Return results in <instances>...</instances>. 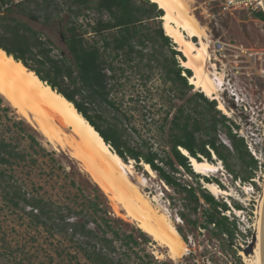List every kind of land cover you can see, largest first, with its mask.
I'll return each mask as SVG.
<instances>
[{
	"label": "trees",
	"instance_id": "obj_1",
	"mask_svg": "<svg viewBox=\"0 0 264 264\" xmlns=\"http://www.w3.org/2000/svg\"><path fill=\"white\" fill-rule=\"evenodd\" d=\"M92 10L98 18L92 24H85L93 35L87 39L88 32L82 29L78 17ZM61 13H66L67 19L62 20ZM104 14L107 18H103ZM162 14L163 11L148 0H17L15 3L14 0H0V49L70 102L123 162L131 160L136 167L140 166L137 163L147 164L166 186L191 202L192 213L203 205L200 200L209 207L202 213L204 222L201 225L181 212L179 219L193 227L211 229L217 238L232 240L237 232L235 219L229 221L222 214L230 210L229 205L214 200L201 188L197 180L199 174L192 171L188 157L180 149L197 162L214 163V155L234 182L254 187V175L264 162V147L260 163L261 160L248 151L244 138L232 132L238 125L220 114L215 100L207 99L201 92L191 93L192 86L187 81L191 72L182 68L176 59L184 60L163 32ZM32 22L56 33L60 47H56L42 30L34 29ZM150 22L156 23L154 30H151ZM164 48L168 50L169 58L162 54ZM117 60L133 63L140 79H149L152 68H158L164 82L169 83L174 92L172 97L181 101L188 96L174 107L170 118L165 112L156 121L154 133L165 136L163 144L169 150L168 155L163 150H155L152 144L141 142L133 146L129 142L128 120L116 98L122 88L119 79L125 72L115 65ZM143 67L147 69L146 77L140 72ZM2 111L5 113L7 108ZM149 122L155 123L152 119ZM221 129L228 143L218 140L217 132ZM28 137L33 145H37L32 136ZM16 149V144L0 136V166L25 163L27 154ZM43 151L38 146L34 152ZM231 160H236L239 170H235ZM179 168L195 179L194 185L178 182L175 174H179ZM203 179L208 183L206 178ZM11 181L5 168H0L1 196L34 227L63 235L88 264H143L144 259L145 264H165L139 248L141 243L149 242L145 234L140 232L139 243L132 232L121 230V225L126 223L105 217L95 200L81 202L75 207L54 204ZM216 185L224 189L220 182L216 181ZM230 206L238 211L243 209L234 202ZM176 230L187 242L180 229Z\"/></svg>",
	"mask_w": 264,
	"mask_h": 264
},
{
	"label": "rangeland",
	"instance_id": "obj_2",
	"mask_svg": "<svg viewBox=\"0 0 264 264\" xmlns=\"http://www.w3.org/2000/svg\"><path fill=\"white\" fill-rule=\"evenodd\" d=\"M15 2L17 0H14ZM136 2L138 3V1ZM204 2L206 3L204 4ZM190 10L203 27L204 32L205 27H207L211 32L223 35V38L242 44L245 47L264 48V15L262 13L253 14V20H250L242 12H234L233 16L217 17V13H220L221 10L217 2L210 3L209 0H194L190 4ZM207 14L210 17H207ZM60 18L62 20L67 19L66 13H61ZM97 18L98 15L94 10L83 12V15L78 17V23L82 25L83 30L88 32L85 35L87 39L93 38V35L89 33L90 30L85 27V24L87 22L92 24ZM103 18H107V16L104 14ZM254 20H257L258 23ZM31 26L36 30H42L53 40L56 47H60L59 37L56 33L47 31L40 23L32 22ZM149 26L151 30H154L156 23L150 22ZM194 42L197 43V38H194ZM173 49L180 52L183 59H185L175 45ZM162 54L164 57L169 58L168 50L165 48ZM176 59L181 60L180 58ZM121 61L117 60L116 64L114 63L125 70L124 75L119 79L122 88L119 89L116 98L119 99L121 111L128 120L126 134L129 142L133 146L146 142L152 144L155 150H163L168 155L169 150L163 144L165 136L154 133L156 121L162 118L165 112H168V118H170L174 113V107L185 101L188 96L181 101L172 97L174 92L171 91L169 83L164 82L163 73L158 68H152L149 72V79H140L135 69H133V63L124 64ZM142 64L145 65V62ZM152 67H154L153 64ZM146 71L147 69L143 67L140 72L146 77ZM188 84L190 85L189 81ZM234 89L243 100L241 103L239 100L238 105L234 104L233 101H228L230 98L227 93L221 92L220 94L221 99L228 107L226 108L230 111V114L226 117L238 125V128L235 129L237 136L244 137V143H247L248 146L251 143V147L258 157V154L263 152L264 147V82L255 80L248 83L246 79L240 78L236 80ZM194 92L199 91L194 90L192 86L191 93ZM215 102L217 105V101ZM191 104L193 105V103ZM2 108H7V111L4 113ZM150 119L155 123L149 122ZM17 122H20L21 125H16ZM223 132L224 130H219L217 138L220 142L228 143ZM0 136L16 144V150L27 154L25 163L6 167L0 166L2 169L5 168L6 174L12 177L11 183L15 182L14 185L23 187L30 194L33 190V193L37 196L54 204H72L75 207L76 204L81 202L95 200L105 212V217L117 218L126 223L127 225H121V230L127 233L132 232L140 243L141 231L132 221L116 216L108 197L92 182L80 163L71 159L66 153H58L46 146L41 137L23 120L19 119L1 98ZM28 136H32L37 145H33ZM38 146L42 147L44 151L35 153L34 151L38 150ZM214 160V163H216V159ZM230 162L232 165L235 164V170H239L236 160ZM126 163H130L133 167L134 174L131 180L137 183L138 176L143 174L147 178V183L144 184L143 179L142 192L147 197L155 195L158 198L160 195V178L156 175L154 179H151L140 163H137V165H140L138 167L135 166L136 164L133 161L128 160ZM263 163L254 175L252 191L249 187L244 188V186H249L248 184L234 182L223 166V172L216 175L208 174V178H206L208 182L215 184L216 181L220 182L223 188L231 194L228 200L224 197L214 198L205 189L214 200L226 204L234 202L243 208L239 210V218L233 215L231 210L230 213L224 211L222 213L228 217L229 221L235 219L237 232L232 240L215 237L212 235L211 229H200L197 226L193 227L187 224L182 219L179 221L177 216L181 212L189 220H196L201 225L204 222L202 213L209 207L200 200L199 202L203 205L198 208L196 213H192L191 202L183 194L177 193L167 186L168 191L162 188L166 199L160 200L158 198L159 203H152V205L158 210L161 208L160 210L165 212L175 227L180 229L182 235L186 238L187 250L181 258L171 261L167 258L166 249L157 246L149 237H147L149 242L141 243L139 248L150 254L154 260L165 264H244L238 253L241 250L247 254L246 251L253 235H255L258 205L264 185ZM165 170L168 171L167 168ZM202 176L205 175H197V180L201 188H204L203 185L206 181ZM175 177L181 184L194 185L195 183V179L185 174L180 168L179 174H175ZM202 179L204 182H202ZM74 255L76 259H72ZM133 260L136 261V258H133ZM145 262L146 259L143 260V264ZM0 264H88V262L81 254L76 253L73 244L63 235L56 232L50 233L42 227H34L29 219L14 209L0 193Z\"/></svg>",
	"mask_w": 264,
	"mask_h": 264
},
{
	"label": "bare ground",
	"instance_id": "obj_3",
	"mask_svg": "<svg viewBox=\"0 0 264 264\" xmlns=\"http://www.w3.org/2000/svg\"><path fill=\"white\" fill-rule=\"evenodd\" d=\"M148 1L163 11V32L185 57L180 60V65L191 71L192 74L188 78L190 85L205 97L218 101L217 110L228 116L230 111L222 102V91L206 71L207 37L203 27L191 13L190 4L194 0ZM192 38H197V43L192 41ZM0 98L19 119L41 137L46 146L58 153L64 152L80 163L92 182L108 197L116 216L135 223L153 243L166 249L169 260L176 261L184 255L187 250L186 242L177 232L174 223L160 210L161 208L158 210L152 205L159 203L157 196L147 197L142 192L144 177L138 176L137 183H134L131 180L134 174L131 164L123 162L110 150L73 105L1 49ZM180 151L188 157L194 173L208 176L224 171L217 159L216 163L204 160L197 162L188 156L185 150ZM213 158L215 159L214 156ZM142 165L144 171L154 179L155 173L147 164ZM203 186L214 198L224 197L228 200L231 197L227 189H221L215 183L204 182ZM263 205L264 185L258 205L251 252L245 254L240 250L238 253L244 264H262L260 231Z\"/></svg>",
	"mask_w": 264,
	"mask_h": 264
},
{
	"label": "built area",
	"instance_id": "obj_4",
	"mask_svg": "<svg viewBox=\"0 0 264 264\" xmlns=\"http://www.w3.org/2000/svg\"><path fill=\"white\" fill-rule=\"evenodd\" d=\"M209 2H217L219 9L221 10L220 13H217V17H224L226 15L233 16L234 12H242L246 14L250 20H253V14H264L262 0H209ZM205 3L206 2H204V4ZM207 17H210V15L207 14ZM254 22L258 23L257 20H254ZM205 33L208 45L206 71L209 73L211 79L219 90L221 89L222 92L227 93L233 103L238 105L239 100L240 103L243 100L240 98V94L234 89L236 80L243 78L246 79L248 83H252L255 80L264 82V48L253 49L245 47L242 44L223 38V35L211 32L207 27H205ZM220 78H222L221 82ZM208 99L211 100L210 98ZM222 102L227 107L223 100ZM232 131L233 133H236L235 128H232ZM249 144L250 146L246 143L248 151L255 159L260 161L261 155L258 154L257 157L255 151L251 147V143ZM141 176H143V174ZM146 183L147 178L144 177V184ZM248 185L252 191L253 187L250 184ZM159 186L160 195L158 198L160 200L163 198L166 199L162 188L168 191V187L162 180H159ZM229 208L234 212V209L231 206H229ZM226 213H230V210L226 211ZM177 219L180 221L178 216Z\"/></svg>",
	"mask_w": 264,
	"mask_h": 264
},
{
	"label": "water",
	"instance_id": "obj_5",
	"mask_svg": "<svg viewBox=\"0 0 264 264\" xmlns=\"http://www.w3.org/2000/svg\"><path fill=\"white\" fill-rule=\"evenodd\" d=\"M263 1V5H264V0ZM8 56V55H7ZM18 62V61H17ZM48 86V85H47ZM64 98V97H63ZM65 99V98H64ZM66 100V99H65ZM229 102H231L232 100L229 99ZM70 103V102H69ZM79 114V113H78ZM85 120V119H84ZM108 146V145H107ZM214 156V155H213ZM191 164V163H190ZM193 170V167L191 168ZM194 172V171H193ZM260 237H261V257H262V264H264V205H263V210H262V219H261V231H260ZM254 242V235L252 237V241L251 244L249 245L246 253L249 254L251 252L252 249V243Z\"/></svg>",
	"mask_w": 264,
	"mask_h": 264
},
{
	"label": "crops",
	"instance_id": "obj_6",
	"mask_svg": "<svg viewBox=\"0 0 264 264\" xmlns=\"http://www.w3.org/2000/svg\"><path fill=\"white\" fill-rule=\"evenodd\" d=\"M184 155V154H183Z\"/></svg>",
	"mask_w": 264,
	"mask_h": 264
}]
</instances>
